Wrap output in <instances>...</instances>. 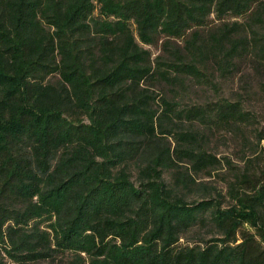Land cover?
Here are the masks:
<instances>
[{
    "label": "trees",
    "instance_id": "1",
    "mask_svg": "<svg viewBox=\"0 0 264 264\" xmlns=\"http://www.w3.org/2000/svg\"><path fill=\"white\" fill-rule=\"evenodd\" d=\"M157 38L189 55L152 63L141 44ZM247 51L264 62V0H0V244L14 264L64 250L88 264H264V169L249 185L235 176L224 207L162 179L175 159L216 165L182 126L247 121L240 102L161 95L157 112L146 87ZM206 223L216 235L186 238Z\"/></svg>",
    "mask_w": 264,
    "mask_h": 264
},
{
    "label": "rangeland",
    "instance_id": "2",
    "mask_svg": "<svg viewBox=\"0 0 264 264\" xmlns=\"http://www.w3.org/2000/svg\"><path fill=\"white\" fill-rule=\"evenodd\" d=\"M131 29L135 33L133 24ZM208 29L203 28L199 32L203 35ZM141 45L149 51L152 63L155 57L172 60L176 52L189 55L180 38H157L154 43ZM217 65V62L211 60L199 61L197 67L202 73V79L184 77L182 83L174 85L153 81L146 87L154 97L153 108L157 112L161 108V95L174 99L178 107L216 98L240 102L248 115L247 121L210 130L202 128L196 121H185L182 126L197 132L198 146L218 158L216 165L194 170L185 159H175V166L162 170L163 181L173 186L176 194L185 200L212 197L218 199L224 207L232 202L228 187L233 183L235 176L241 178V175H245L247 179L241 182V185H249L264 169V62L259 61L255 53L247 51L246 54L235 57L224 70L219 69ZM166 140L170 141V146L173 145L169 136ZM174 175H184V178L189 179L188 183L178 184L174 181ZM130 178L136 182L134 169L131 170ZM216 234V228L206 223L192 226L185 236L188 239H196ZM183 241L184 237H180L179 242ZM80 255L81 257L72 250H64L49 259H38L27 264H88L85 254L81 252ZM0 264H14L1 244Z\"/></svg>",
    "mask_w": 264,
    "mask_h": 264
}]
</instances>
